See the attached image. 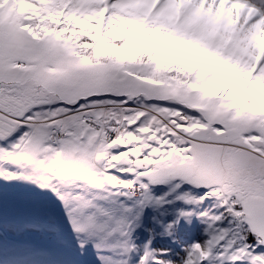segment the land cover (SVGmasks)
<instances>
[{"label": "snow or ice", "instance_id": "obj_1", "mask_svg": "<svg viewBox=\"0 0 264 264\" xmlns=\"http://www.w3.org/2000/svg\"><path fill=\"white\" fill-rule=\"evenodd\" d=\"M0 264H264V0H0Z\"/></svg>", "mask_w": 264, "mask_h": 264}, {"label": "rangeland", "instance_id": "obj_2", "mask_svg": "<svg viewBox=\"0 0 264 264\" xmlns=\"http://www.w3.org/2000/svg\"><path fill=\"white\" fill-rule=\"evenodd\" d=\"M200 224L197 220L193 219L191 224H188L184 221H181L180 225L178 226V236L181 239L186 238L188 235H195L200 231Z\"/></svg>", "mask_w": 264, "mask_h": 264}]
</instances>
